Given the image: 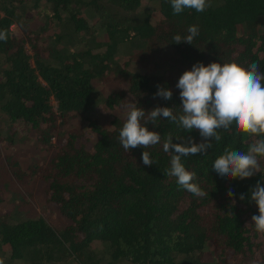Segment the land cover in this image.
Returning a JSON list of instances; mask_svg holds the SVG:
<instances>
[{
	"label": "trees",
	"instance_id": "trees-1",
	"mask_svg": "<svg viewBox=\"0 0 264 264\" xmlns=\"http://www.w3.org/2000/svg\"><path fill=\"white\" fill-rule=\"evenodd\" d=\"M148 1L163 15L157 22L143 0H0L2 264H264L248 198L264 186V157L242 180L211 168L225 150L246 153L247 135L221 130L205 153L181 157L203 197L168 175L173 153L164 150L187 136L201 142L197 131L157 118L147 124L157 145L125 152L119 143L129 104L180 114L175 85L197 62H256L264 73V0H209L205 11L179 15L170 0ZM191 25L192 45L173 43ZM158 84L171 100L154 98ZM34 183L65 225L23 215Z\"/></svg>",
	"mask_w": 264,
	"mask_h": 264
},
{
	"label": "clouds",
	"instance_id": "clouds-1",
	"mask_svg": "<svg viewBox=\"0 0 264 264\" xmlns=\"http://www.w3.org/2000/svg\"><path fill=\"white\" fill-rule=\"evenodd\" d=\"M173 15H179L186 9L196 12L205 11L210 5L209 0H170ZM188 35H175L173 43L181 42L192 45L198 36V26L191 25ZM6 31L0 30V40L6 41ZM155 97L165 100L172 99V91L157 85ZM175 87L179 89L180 114L175 115L172 107H155L145 112L136 104H129L126 117L119 130V143L125 152L136 147L149 148L160 143V134L150 131L148 123L157 118L171 120L187 133L197 131L201 142L197 143L187 136V143H165L164 150L173 153L170 157L168 175L176 179V183L189 193L203 197L209 195L193 183L196 173L188 171L181 162L182 156L205 153L212 147V141L219 142L220 131L236 129L247 135V152L225 150L215 159L212 170L222 179H245L259 172L258 157H264V73L259 65L252 62L247 68L235 61L224 63L210 62L207 65L197 62L190 70L179 76ZM147 113V119H145ZM141 160L145 166H152L150 154L142 151ZM229 197L234 193L229 190ZM243 200L245 197H239ZM255 202L258 215L251 216L250 224L254 231L264 235V186L258 182L250 191L249 197ZM2 264V262H0Z\"/></svg>",
	"mask_w": 264,
	"mask_h": 264
},
{
	"label": "rangeland",
	"instance_id": "rangeland-1",
	"mask_svg": "<svg viewBox=\"0 0 264 264\" xmlns=\"http://www.w3.org/2000/svg\"><path fill=\"white\" fill-rule=\"evenodd\" d=\"M141 6L142 7H148L150 8V13H149V19L152 23L157 22L160 18L163 17V15L159 12L158 8H151V4L149 3L148 0H143V2H141ZM132 69H135L137 67V63H132L130 64V66ZM52 102V105H54V102ZM31 202L26 204H22L20 206V210L22 211L23 215H34L37 212L42 214L45 218H47L48 220L52 221L53 223H55L57 226H63L65 225L64 220L61 219V217L57 214V212L54 209L48 208L47 204L44 203V196H43V192L40 191V188H37V184L34 183L31 186ZM22 193V192H20ZM20 193H16L14 196L19 197ZM10 201V199H9ZM6 206H11L12 207V203L7 201V205ZM14 210V209H11ZM64 264H66L65 262H63ZM62 263V264H63Z\"/></svg>",
	"mask_w": 264,
	"mask_h": 264
}]
</instances>
